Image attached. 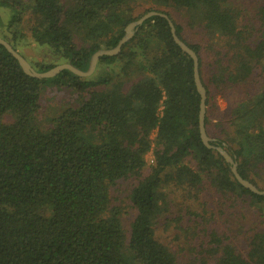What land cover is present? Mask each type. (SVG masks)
<instances>
[{"label":"trees","instance_id":"1","mask_svg":"<svg viewBox=\"0 0 264 264\" xmlns=\"http://www.w3.org/2000/svg\"><path fill=\"white\" fill-rule=\"evenodd\" d=\"M142 1L150 6L137 14ZM247 4L257 8L253 16ZM0 6L11 12L5 40L15 50L35 43L46 51L50 60L29 61L38 72L62 63L86 71L92 55L116 47L131 22L150 11L168 15L199 57L207 134L236 156L244 179L264 190V0H0ZM62 89L74 90L79 104L44 130L43 96ZM199 109L193 60L160 16L146 20L118 55L101 57L89 78L68 70L32 78L0 45V264H179L155 229L179 192L184 198L208 190L264 216V196L239 184L224 158L203 145ZM130 179L137 215L127 235L111 188ZM197 229L206 239L195 232L196 261L264 264V231H253L240 249Z\"/></svg>","mask_w":264,"mask_h":264},{"label":"rangeland","instance_id":"2","mask_svg":"<svg viewBox=\"0 0 264 264\" xmlns=\"http://www.w3.org/2000/svg\"><path fill=\"white\" fill-rule=\"evenodd\" d=\"M149 6V2H140L136 7V13L146 10ZM256 9L254 4H247L246 10L251 16L255 14ZM176 18L182 21L180 14ZM10 19L11 12L0 6V38L5 39V36L9 35L6 25ZM190 32L192 33L191 29ZM20 52L30 62L50 60L45 57L44 48L35 43L28 44ZM76 97V92L68 89H62L60 92H45L39 116L42 128L44 130L49 128L51 119L57 117L65 108L77 107L79 102ZM218 102L220 109L225 110L227 104L224 99H219ZM153 163L154 157L151 152L147 155L145 174L149 172ZM135 184V179L123 180L111 188L112 206L122 210V220L127 235H129L131 224L137 215V210L130 199ZM170 200L169 210L157 218L155 229L159 241L174 253L179 264H202L200 260H195L201 256V237L195 232L203 234L201 236L204 239L206 236L197 229V225L206 228L208 233L215 231L223 241L228 240V242L237 244L240 249L245 247L247 239L253 231H264V216L255 208L243 206L244 204L241 202L234 203L208 190H202L196 196L184 198L180 192L171 194ZM189 207L194 215L187 213Z\"/></svg>","mask_w":264,"mask_h":264},{"label":"water","instance_id":"3","mask_svg":"<svg viewBox=\"0 0 264 264\" xmlns=\"http://www.w3.org/2000/svg\"><path fill=\"white\" fill-rule=\"evenodd\" d=\"M154 16H160L165 18L169 26L171 28V34L173 36L174 42L181 48V50L190 56V58L193 60V71H194V82L197 88V92L200 95V109H199V132H200V138L203 143V145L211 150H216L230 165L231 172L234 176V178L237 180L239 184H241L244 188L248 189L252 193L264 196V190H261L257 188L253 183H251L249 180L244 179L238 172V162L236 156H232L229 154V152L222 146H216L213 144L214 139L210 138V136L207 134L206 126H205V117H206V110H207V92L206 89L202 83L200 72H199V57L196 54V52L190 48L185 42H183L176 33V28L174 23L171 21V19L168 17V15L157 12V11H150L143 15L141 18H139L136 21L131 22L126 28H125V34L118 42L117 46L112 49H100L97 52H95L89 63V67L86 71H83L76 66H74L71 63H62L58 64L55 67L51 68L50 70L46 72H38L31 63L20 54L18 50H15L12 45L7 42L5 39L0 38V45L4 46L6 50L18 61L20 67L22 68L23 72L35 79L43 80V79H50L58 76L60 73H62L65 70L70 71L74 75L81 77V78H89L91 77L97 68L98 62L101 57L104 56H116L118 55L122 47L129 42L135 33L138 31V29L141 27V25L148 19Z\"/></svg>","mask_w":264,"mask_h":264}]
</instances>
